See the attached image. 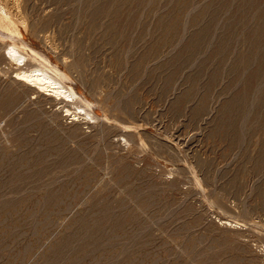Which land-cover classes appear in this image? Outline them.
<instances>
[{"label":"rangeland","instance_id":"obj_1","mask_svg":"<svg viewBox=\"0 0 264 264\" xmlns=\"http://www.w3.org/2000/svg\"><path fill=\"white\" fill-rule=\"evenodd\" d=\"M0 5V264H264V0Z\"/></svg>","mask_w":264,"mask_h":264},{"label":"bare ground","instance_id":"obj_2","mask_svg":"<svg viewBox=\"0 0 264 264\" xmlns=\"http://www.w3.org/2000/svg\"><path fill=\"white\" fill-rule=\"evenodd\" d=\"M10 16L6 8L0 5V22L3 23L7 21ZM9 26L11 27L10 24ZM15 33L18 34V32ZM30 51L35 58L36 56L38 57V54L35 51L33 50ZM4 57L7 60H14L20 66V68L18 69L17 72H15L14 75L15 82L17 81L26 86H29L30 88L39 92V94L41 93L44 96L50 98L63 100V102L64 101L71 102L72 104L74 103L75 105H78V102L80 103L83 101L84 103H86V105H89V102L84 101L72 87H67L65 85V83L63 82V77L57 72L56 69L47 66V64L49 65V63L48 60H46L44 57L40 56V59H42V61L44 62V64H41V66L36 65V67H32V68L31 66L30 68L28 66V68H26L27 63L29 62V58L32 57L23 53L21 49L17 47L15 44L9 47L8 52L5 54ZM76 110L78 111L70 112V109H66V112L70 114L73 119L78 118V116L82 114L88 116L91 113V111H89L86 108V106L84 107L83 105L77 106ZM91 116L93 118V115Z\"/></svg>","mask_w":264,"mask_h":264}]
</instances>
